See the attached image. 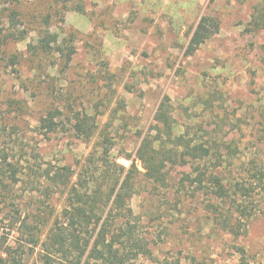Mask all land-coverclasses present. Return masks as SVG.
Here are the masks:
<instances>
[{
	"label": "rangeland",
	"instance_id": "rangeland-1",
	"mask_svg": "<svg viewBox=\"0 0 264 264\" xmlns=\"http://www.w3.org/2000/svg\"><path fill=\"white\" fill-rule=\"evenodd\" d=\"M83 4L85 15L63 8L74 1L0 0V168L5 173L10 163L17 172L15 184L5 180L8 193L0 192V236L15 245L27 223L43 240L65 199L44 181L46 171L69 167L73 183L87 179L84 164L97 141L75 137V115L95 119L97 134L112 139L116 163L128 169L168 97L177 136L219 146L222 158L201 170L226 187L252 185L244 203L250 216L237 223L227 205L186 182L184 175L193 180L197 173L191 162L169 167L164 186L139 174L128 204L135 238L147 252L129 264H264V182L251 176L264 173V0ZM203 16L218 30L187 57ZM45 28L58 41L76 39L65 71L56 54L37 51ZM49 112L57 113L59 128L44 137L39 123ZM225 219L237 230H227ZM38 253L27 264H38Z\"/></svg>",
	"mask_w": 264,
	"mask_h": 264
},
{
	"label": "trees",
	"instance_id": "trees-1",
	"mask_svg": "<svg viewBox=\"0 0 264 264\" xmlns=\"http://www.w3.org/2000/svg\"><path fill=\"white\" fill-rule=\"evenodd\" d=\"M66 1H74L75 5H64L65 10L85 15L83 0ZM11 15L16 27V14L12 12ZM218 27L213 18L201 17L189 39L185 56H192L217 32ZM56 37L45 28L38 41L37 51L44 55L56 54L61 70L65 71L76 54V39L73 34L66 35L60 41ZM23 38L22 32L17 39ZM57 116V113L49 112L40 120L39 132L42 136L46 137L58 130ZM153 122L152 129L137 149L136 158L126 169L116 163L109 135L105 132L97 134L95 119L87 115H75L71 121L75 137L86 144L93 139L97 141L96 149L84 164L87 179L78 178L79 181L73 183L74 173L69 167L46 171L42 175L44 181L65 196L63 207L53 215L52 221L49 219L51 225L42 241L27 223L22 224L24 230L19 232L22 237L15 245H9L7 239L0 236V264H27L28 258L37 248L38 264H129L147 252L135 238L134 227L131 225L133 214L128 204L129 195L134 194L138 175L155 185L164 186L169 167L190 162L196 166L197 173L193 180L190 175H184V180L206 189L207 196L212 195L223 206L227 205L228 214L234 212L237 223L247 219L250 211L244 203L253 193L252 185L242 181L226 187L219 176L209 170H201V164L204 166L206 161L214 158L217 160V156L218 159L222 158L219 146L214 148L206 142L192 139L185 143L183 137L177 136L168 97H164L160 103ZM135 161L140 163L144 173L138 171ZM16 174V168L10 163H6L5 173L0 168V192L8 193L5 180L10 178L15 184ZM251 176L264 182L263 172H255ZM217 208H214L215 213L218 212ZM221 224L230 232L237 230L228 219Z\"/></svg>",
	"mask_w": 264,
	"mask_h": 264
}]
</instances>
